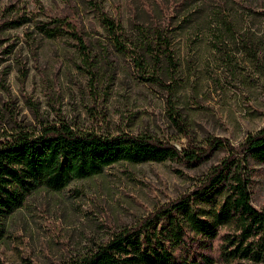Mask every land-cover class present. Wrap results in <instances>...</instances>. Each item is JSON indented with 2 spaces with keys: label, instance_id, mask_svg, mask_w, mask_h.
<instances>
[{
  "label": "rangeland",
  "instance_id": "1",
  "mask_svg": "<svg viewBox=\"0 0 264 264\" xmlns=\"http://www.w3.org/2000/svg\"><path fill=\"white\" fill-rule=\"evenodd\" d=\"M98 1L124 22L144 4L161 7L168 17L178 3ZM210 2L250 37L257 57L228 33L229 44L219 52L209 43V29L192 23L180 29L174 20L179 68L174 80L165 78L175 88L169 105L166 90L146 79L151 71L141 74L129 58L114 49L105 52L107 35L89 0H0V137L11 138L19 129L36 134L44 124L60 121L102 134H148L180 149L205 145L213 137L239 145L264 127V0ZM65 15L92 44L93 60L83 58L73 39L47 38L37 29L38 23ZM225 156L226 148L217 147L193 166L179 159L134 163L121 153L105 159L48 157L41 182H10L0 264H62L83 256L156 208L196 191ZM248 166L253 205L264 209V165L251 158ZM208 198L195 195L176 218L159 219L141 237L153 260L142 264H176L193 257L202 238L194 216L217 222L221 207L231 205L226 190L211 202ZM175 220L189 237L186 243L178 239ZM242 225L232 219L222 228L237 232Z\"/></svg>",
  "mask_w": 264,
  "mask_h": 264
},
{
  "label": "trees",
  "instance_id": "2",
  "mask_svg": "<svg viewBox=\"0 0 264 264\" xmlns=\"http://www.w3.org/2000/svg\"><path fill=\"white\" fill-rule=\"evenodd\" d=\"M173 14L167 17L161 7H147L145 4L128 21L108 14L101 1L89 0V4L99 17L106 32L107 48L129 58L139 73L151 71L146 78L163 87L167 92V103L171 104L175 92L174 85L165 78L174 80L178 71L176 58V33L178 28H186L192 23L194 28H206L211 32L210 44L219 52L222 45H228V33L233 39L247 47L252 57H257L255 48L247 34L239 31L237 22L222 10L211 7L210 0H177ZM220 6V5H219ZM227 8L221 5V8ZM210 17V20H209ZM180 23L173 28L174 20ZM16 22V25H21ZM40 34L47 38L73 39L84 59L93 60L97 53L86 38L78 23L70 15L58 16L38 23ZM223 62H228L222 58ZM180 129L187 135L186 128L178 118H174ZM11 138L0 137V241L4 237L2 228L4 209L9 206L12 191L10 182L23 181L22 184L34 185L41 182L42 169L48 157L63 159L85 158L105 159L121 153L127 160L163 162L179 159L193 166L209 156L217 147H225V156L206 175L196 191L156 208L143 217L136 226L124 227L115 232L105 242L92 248L83 256L72 258L62 264H142L153 261L151 254L143 248L141 237L159 219L176 218L178 211L189 208L195 195L209 196L211 202L225 190L230 204L221 207L217 222H210L194 216L193 223L197 234L202 235L193 257L176 264H218L249 261L264 264V209H258L252 202V170L250 159L264 165V127L250 134L239 145L226 138L213 137L205 145L190 144L180 149L170 140L148 134L121 132L102 134L96 131H83L66 122L44 124L40 132L19 129L10 134ZM105 161V160H103ZM101 169V168H100ZM29 179L28 181L24 179ZM27 181V182H26ZM26 185V184H25ZM212 193V194H211ZM232 219L241 220L243 225L237 232L223 231ZM2 222V223H1ZM180 242L186 243L188 235L175 220ZM221 227V228H220ZM170 264V263H168Z\"/></svg>",
  "mask_w": 264,
  "mask_h": 264
}]
</instances>
